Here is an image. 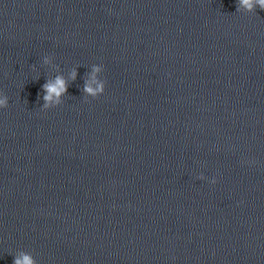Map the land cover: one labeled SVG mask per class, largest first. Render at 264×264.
Segmentation results:
<instances>
[{"label": "water", "instance_id": "95a60500", "mask_svg": "<svg viewBox=\"0 0 264 264\" xmlns=\"http://www.w3.org/2000/svg\"><path fill=\"white\" fill-rule=\"evenodd\" d=\"M206 0H0V79Z\"/></svg>", "mask_w": 264, "mask_h": 264}, {"label": "clouds", "instance_id": "9594fccd", "mask_svg": "<svg viewBox=\"0 0 264 264\" xmlns=\"http://www.w3.org/2000/svg\"><path fill=\"white\" fill-rule=\"evenodd\" d=\"M257 8L264 10V0H236V12L243 14H255L257 13ZM45 63H48L47 58H45ZM35 70V69H34ZM99 68H94V71H99ZM76 72L73 71L70 75V79L75 81ZM68 83L62 77H55V85L52 81L47 78L46 82L42 85L41 92L38 94V100L43 101L41 108L42 110L49 109V102L53 100V96L59 98L60 96H65L68 92ZM105 91L103 84H100L97 88H93L88 81H85L83 92L89 94L93 99L98 98ZM87 102V100H85ZM57 104H62L57 100ZM8 107V97L6 95L0 94V109ZM198 179H204L203 175L197 177ZM213 184L216 183L214 179ZM13 264H38L37 259L32 255L31 252L18 251L14 256Z\"/></svg>", "mask_w": 264, "mask_h": 264}]
</instances>
